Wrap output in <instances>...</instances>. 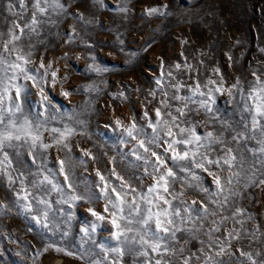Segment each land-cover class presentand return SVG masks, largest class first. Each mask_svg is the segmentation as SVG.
Masks as SVG:
<instances>
[{"label": "rangeland", "instance_id": "rangeland-1", "mask_svg": "<svg viewBox=\"0 0 264 264\" xmlns=\"http://www.w3.org/2000/svg\"><path fill=\"white\" fill-rule=\"evenodd\" d=\"M19 2L0 0V139L7 132L21 137L0 151V264H264V116L256 112L264 103V0H40L43 15L35 0H24L22 8ZM151 8L158 11L149 14ZM34 13L39 23L25 26ZM14 22L24 26L22 34ZM25 120L30 131L17 133ZM133 123L135 138L126 131ZM176 125L185 136L190 129L201 137L203 146H189L198 149L196 161L207 156L219 166L182 170L189 162L173 161L168 150L180 138L167 134L168 127L178 133ZM65 129L71 134L61 138ZM208 132L219 142H210ZM229 148L236 156L231 168L224 163ZM152 152L173 169L171 208L148 191L160 175ZM122 182L135 189H122L126 201L139 205L123 243L112 235L109 203ZM201 204L207 212L169 217L174 237L156 232L169 251L142 244L156 230L155 215L147 225L136 222L148 218V209Z\"/></svg>", "mask_w": 264, "mask_h": 264}, {"label": "snow or ice", "instance_id": "snow-or-ice-1", "mask_svg": "<svg viewBox=\"0 0 264 264\" xmlns=\"http://www.w3.org/2000/svg\"><path fill=\"white\" fill-rule=\"evenodd\" d=\"M12 6L13 5L11 4V2H9V4H8L9 10H11ZM24 6H25L24 0H20L19 7L22 8ZM34 7H35L36 11L41 15H43L46 12V9L41 6L40 0H35ZM148 11H149V14H152V13H156L158 11V9L151 8ZM38 23H39V21H38L37 15L34 13L33 16L31 17V24L28 25L26 22L25 26L31 27V26H34ZM14 27H15V29H18L21 34L24 32V26H22L21 24L14 22ZM11 38L14 41V40H18L20 38V36L17 35L15 32H13L11 34ZM5 50H8L7 44L5 45ZM17 60H21L24 63H28V61L25 60V58L23 56L18 55ZM11 67L14 69H19L20 72H23L25 74V77L27 79H33V77L28 75V72L25 70V68L21 64H12ZM41 67H44V65L41 64ZM177 67H179V66H177ZM53 76H55V73H53ZM261 91H264V89H261ZM17 94H19V89H17ZM41 95H42L44 100H47V96H45L43 94V90H41ZM64 95L67 96V95H70V93L65 92ZM261 99L264 100V97H262ZM17 111H19V106H17ZM177 111L180 112L181 115L184 114L181 109H177ZM256 112L258 115L264 116V103L257 105ZM145 115H147V113ZM167 115L171 116V113H167ZM156 117L158 118L157 124H159L160 123L159 118L161 117L160 109L156 110ZM171 119H172V123L175 124L177 117L171 116ZM254 121H255V118H254ZM3 123H4V121H3L2 117H0V125H2ZM116 123L119 125L120 121L117 120ZM163 123H164V125H168L169 121L164 120ZM10 124H11V127L16 128V125L14 122H10ZM149 126L153 127V129L155 131L156 125H153L150 123ZM176 127L179 128L178 133L173 132L171 127L167 128V134L169 137H176V136L180 137L178 139H171L170 140V142L168 143V150H170L172 152L171 159L173 161H188L189 162L188 164L181 166L182 170H187L188 168H190V166L192 164H194L195 167L202 168L205 171H207L208 169L204 167L205 162L207 164L215 163L217 166H219V164H220L219 160L213 161L211 159H208L207 156H202L200 161H196L194 159V157L198 154V149L197 150H190L189 146L193 145V144H196L198 146H203V145H200L201 137L198 136L193 130H190V129L188 130V135L185 136L184 133L186 130L184 128H180L179 125H176ZM135 129H136V125H135V123H133L129 128L126 129V131H127L129 136H132L133 138H135L133 136V132ZM25 130L30 131V122L27 120H25L23 126H21L20 128H16V132L19 133V132L25 131ZM52 131L55 132L58 130L52 129ZM71 131H72L71 129H65V132H62L60 134L61 138L64 137L65 133L71 134ZM212 137H213V133L208 132L206 138L210 139ZM13 139L20 140L21 137L19 134L13 135L12 132H7V133L3 134V138L0 139V151H3V149L5 147V141L8 142L7 147H12L13 145L11 144V141ZM37 139H39L38 136L32 137L33 144H35ZM210 142H219V141L218 140L212 141L210 139ZM56 143H60V140L58 139L56 141ZM139 144H140V147L144 148L145 152H147L149 150L148 148L145 147L144 141H140ZM176 145H183L184 148L178 150L175 147ZM64 146L67 147V145H64ZM44 147L47 148L48 145H44ZM261 151H264V148H262ZM231 152H232V150L230 148L227 149L226 156L228 158L224 159V163L227 164L229 166V168L233 167V161L236 160V156L231 155ZM86 155H87V153H86ZM152 156L156 157L155 162L159 166L157 168V171H160V175L156 178V187H150L148 191H149V193H156L154 200H159L162 202V205H168L169 208H171V202L166 198V196L167 195H173V196L177 195L176 193L171 192L170 188H169V183H170L169 178L174 177L173 169L171 167H168V165L165 163V161L163 159H161V156L158 155L156 152H152ZM138 159H139V157H138ZM4 160L8 161V154L6 152L4 153ZM9 163H10V161H9ZM60 163H61V171H64V168H63L64 161H61ZM209 174L212 175L211 172ZM97 175L100 176V179L102 181H104V179H105L104 176H102L99 172H97ZM236 175H238V173ZM117 178L122 180L121 177H117ZM67 179H68V177L66 175L65 180H67ZM45 180H47V177H45ZM214 180H215V183L217 184V186L220 187V178L214 176ZM49 183H50V181H49ZM228 183L229 184L232 183L231 178L228 179ZM260 183L264 184V180H261ZM69 187H71V185H69ZM124 187H129L131 192L133 194H135V189H132L130 185H125L122 182L120 189H117L115 187H113L111 189V193L115 195V200H112L111 196H109V203L111 204V208L114 210L111 212L112 219L110 222H111L113 228L116 230L115 232H113L112 235L114 236V238L117 241H120L121 243L129 240L130 238L126 235V233L133 231L132 228L127 226V225H131L133 223V219L131 218L132 213L135 212L136 214L139 215V205H137L134 200L132 202L126 201V197L128 196V193L122 191V189ZM105 188H107V182H105ZM161 189H162L163 194H161V192H160ZM220 190L222 191L223 189L221 188ZM106 195H108V193H106ZM24 199H27V197H24ZM72 199L78 200V199H81V197L72 196ZM153 202L154 201H149V203H153ZM39 203H46V202L43 200H40ZM192 203L196 204V201H193ZM162 205H155L156 207L160 208V211L153 214L151 209H148V218L147 219L141 218L140 221H136L137 223H143L144 225H147L148 221L152 219L153 215H155V217H156V219H155L156 230H155V232H153V235L151 238L152 242L149 243V241L145 240L143 238V236L141 237V242H142V244H148V246L152 249V251L158 252V253H160L161 250H163V252L166 253L167 251H169V249H168L166 244H162V241L165 240V236L156 235V232L164 233V234L170 235L172 237L175 236V231L169 227L170 225H174L175 221L169 217L181 216V211L189 213L190 217L192 214H195L198 216L201 209H203L204 212L208 211L206 206H204L203 204L200 205V208L185 207L183 210H181L180 208H172L171 212H169L168 208H164ZM27 207L29 210H31L30 204L27 205ZM125 207H127L129 210L128 217H125L123 215ZM89 211L91 212V214L93 216H96L97 219H99V220L105 219V217L103 215H99L97 212L93 211L92 209H89ZM105 211L108 212L109 209L106 207ZM47 215H48L47 211H44L43 217H44V226L45 227H47V223H46ZM33 219L36 220L37 223H41L39 214L34 215ZM118 220L126 221V223L125 224L118 223L117 222ZM229 236H232L231 232L229 233ZM121 237H123L124 239L121 240ZM57 250L61 251V249H57ZM112 251L118 253L121 256L123 255V250L121 248H114V249H112ZM224 251H225V249L223 247H221L220 250L216 253V255L219 256L222 253H224ZM139 254L147 255V252H141ZM240 255L247 256V258L249 260H252V256L249 253L241 252ZM208 259L211 260L212 257L209 256ZM156 264H160V261L157 260ZM185 264H187V261H185ZM252 264H256V262L254 260H252Z\"/></svg>", "mask_w": 264, "mask_h": 264}, {"label": "bare ground", "instance_id": "bare-ground-1", "mask_svg": "<svg viewBox=\"0 0 264 264\" xmlns=\"http://www.w3.org/2000/svg\"><path fill=\"white\" fill-rule=\"evenodd\" d=\"M51 264H59V262H53V263H51ZM63 264V263H62Z\"/></svg>", "mask_w": 264, "mask_h": 264}]
</instances>
